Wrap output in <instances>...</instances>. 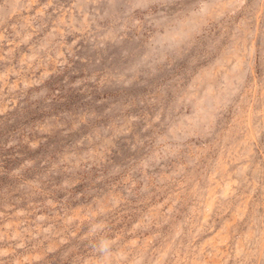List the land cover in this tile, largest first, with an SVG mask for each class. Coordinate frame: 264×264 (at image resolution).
I'll use <instances>...</instances> for the list:
<instances>
[{
    "label": "rangeland",
    "instance_id": "374dc122",
    "mask_svg": "<svg viewBox=\"0 0 264 264\" xmlns=\"http://www.w3.org/2000/svg\"><path fill=\"white\" fill-rule=\"evenodd\" d=\"M0 264H264V0H0Z\"/></svg>",
    "mask_w": 264,
    "mask_h": 264
}]
</instances>
